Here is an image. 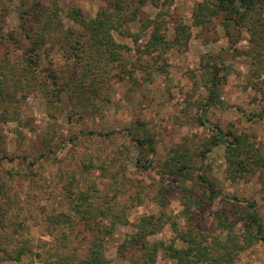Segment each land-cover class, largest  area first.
<instances>
[{
	"label": "rangeland",
	"instance_id": "374dc122",
	"mask_svg": "<svg viewBox=\"0 0 264 264\" xmlns=\"http://www.w3.org/2000/svg\"><path fill=\"white\" fill-rule=\"evenodd\" d=\"M39 1L48 8H78L85 18L123 8L128 17L123 30L140 37V42L115 34L119 43L131 49L123 63L111 64L101 73L94 70L97 76L84 84L71 81L65 90L69 73L79 72L78 60L75 56L67 59L56 39L51 42V35L42 51L41 69L32 70L21 83L9 76L12 101L0 99V205L7 196L12 199L4 206L12 219L4 231L8 242L14 239V248H19L23 239L31 243L20 262L2 264H56L49 254L62 247L63 233L75 244L79 235L90 234L80 222L82 215L75 216L74 208L71 211L82 194H87L94 209L106 208L129 221L127 227L118 225L107 240L111 264H131L118 256V248L144 216L165 212L166 219L179 227L192 223L212 237L224 239L214 215L227 208L243 233L244 225L234 214L237 199L243 206L254 204L264 222V165H252V171L232 180L223 144L202 160L210 143L220 139L213 127L225 135L242 136L251 147L264 152L263 28L246 22L241 28L232 23L226 30L222 17L197 26L194 12L202 0ZM20 4L21 0H0V26L6 36L0 37V62L7 60L11 65L27 62V42L18 46L12 38L20 33ZM132 17L135 21H130ZM147 20L166 22L162 32L169 47L153 56L139 51L145 50L150 40L152 28H145ZM66 22L81 29L73 21ZM182 22L191 27L188 48L175 41ZM33 26L38 29L35 21ZM216 64L220 78L224 76L219 86L223 105L208 108L210 126H203L200 118L210 100ZM46 69L64 77V84L58 87V106L52 109L37 87L27 88L23 83L35 77L39 81ZM255 114L263 117L255 118ZM136 139L146 141L143 153ZM176 157V167L181 168L184 160L189 170L169 176L171 166L167 164H173ZM139 158L141 168L136 165ZM84 164L90 167L86 169ZM201 169L220 192L212 204L202 200L197 183ZM61 213L75 217L71 226H49L47 218ZM99 222L98 217L93 226ZM169 224L150 240H173ZM178 245L182 247V243ZM156 264L174 263L158 259ZM237 264H264V240L257 239L241 253Z\"/></svg>",
	"mask_w": 264,
	"mask_h": 264
},
{
	"label": "trees",
	"instance_id": "16d2710c",
	"mask_svg": "<svg viewBox=\"0 0 264 264\" xmlns=\"http://www.w3.org/2000/svg\"><path fill=\"white\" fill-rule=\"evenodd\" d=\"M141 1L144 3V0ZM54 8L56 9L55 13H51ZM123 11V8L105 10L95 18H85L78 8L63 10L57 5L48 8L39 0H21L19 7L20 23L18 25L20 33L18 37L12 36V38L18 46H21L23 41L27 42L25 54L27 62L21 65H11L10 61L7 60L0 62V99L4 103L6 99L11 100V96H13V88L9 84L10 75L17 77V83H21V80H25L32 70L41 69L42 51L51 35H54L51 42L56 39L67 59H74L73 56H75L78 60L77 69L79 72L69 73L68 80L64 85L65 90L69 88L68 85L71 81L84 84L85 80L91 79L95 74L94 70L101 73L111 64L123 63L126 54L131 49L127 45L119 43L115 34L133 37L135 44L140 42V37L123 30L128 18L123 14ZM216 17H222L226 30H229L232 23L241 28L246 22H252L255 28L264 29V0H202L194 12V23L197 26H204L211 23ZM66 18L80 26L82 30L69 26ZM135 19L132 17L130 21H135ZM34 21L38 25V29L33 26ZM165 23L164 20H147L144 22L145 28H152V32L148 44L145 45V50L139 49L141 53L153 56L156 51L163 52L168 49V41L162 32L166 28ZM190 28L185 23H180L175 37V41L185 45L186 48L189 47L192 36ZM0 37L6 38L1 26ZM214 67L215 73L211 80L210 100L203 109L204 114L200 118L203 126H210L208 108L211 105H223L219 86L224 76L220 78L221 70L218 68V64ZM94 81L93 79L91 84ZM32 82L34 83L32 84ZM63 82L64 77L59 72L46 69L44 77L39 78V81L35 77L33 81L28 80L27 83H23L27 88L37 87L38 91L45 97L48 107L51 108L59 102L61 91L58 90V87L63 85ZM253 117L262 118L263 114H255ZM213 131L220 135V139L213 140L210 146L205 149L202 154L203 162L213 151V148L223 144L227 146L226 157L230 170L229 177L232 180H237L245 172L252 171V165H264V152L261 153L260 149L256 150L251 147L242 136L225 135L217 127H213ZM227 137H231L230 140ZM135 141L143 153L146 141L140 139ZM41 157H44V154ZM173 162V164H167V167L171 166L169 176H181L184 171L189 170V165L184 163V160L181 168L176 167L179 164L177 157L173 159ZM136 165L138 168L142 167L141 158L137 160ZM83 167L88 169L90 166L84 164ZM197 183L201 186L202 200L212 204L220 196L219 190L215 189V184L210 182L203 169L197 175ZM206 185L209 186L206 187ZM79 198L80 202L76 206H72L71 211L74 208L75 216L82 215L83 218L80 222L85 225L90 234L83 237L79 235L77 237L78 244H75L70 235L63 233L62 247L56 249L54 254H49V259L54 258L56 264H111L112 261L107 257V240L118 230V225L127 227L130 225L129 221L106 208L94 209L87 194H82ZM11 200L7 196V199L3 200L0 205V264L6 261L20 262L27 251H30L29 244L31 242L29 240H20L19 248H14V239L10 242L6 239L7 235L4 231L8 230L12 224V219L9 218L8 209L4 206L7 201ZM234 201L238 204L234 214L237 215L239 222L244 225L243 233L238 231V223H235L229 216L227 208L219 210L214 215L218 230L225 234L224 239L220 236L212 237L208 232L193 226L192 223H189V227L186 226V228L179 227L177 223L168 221L166 213L162 212L159 215L140 218L134 226L135 231L128 237L127 242L119 246L118 256L128 260L131 264H156L158 259H166L174 264H237L241 253L253 245L257 239L264 240V222L254 204L248 203L243 206V202L240 200L234 199ZM230 205L233 208V204ZM164 206L165 204L162 207ZM98 217L101 222L97 223V226H93L94 220ZM74 219L75 217L70 216V214L61 213L48 217L47 222L49 226L70 227ZM109 221L111 224H108ZM23 224H21V229L25 227ZM166 224L171 225L175 238L169 241L152 242L150 238L158 234ZM178 243H182V247H179ZM85 246H87L85 252H82V247ZM36 256L41 258L39 254Z\"/></svg>",
	"mask_w": 264,
	"mask_h": 264
}]
</instances>
